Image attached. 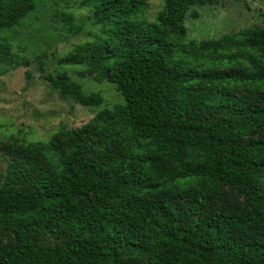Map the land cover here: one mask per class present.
I'll list each match as a JSON object with an SVG mask.
<instances>
[{
	"label": "trees",
	"instance_id": "trees-1",
	"mask_svg": "<svg viewBox=\"0 0 264 264\" xmlns=\"http://www.w3.org/2000/svg\"><path fill=\"white\" fill-rule=\"evenodd\" d=\"M42 1L0 0V32ZM81 5L98 34L57 63L99 68L123 104L26 145L0 186V228L15 233L0 264H264V107L237 95L264 102V29L188 41L189 0H165L152 22L143 0ZM5 43L0 63L28 68ZM44 80L82 107L103 103L67 74ZM186 193L180 212L169 198ZM58 232L65 245H39Z\"/></svg>",
	"mask_w": 264,
	"mask_h": 264
},
{
	"label": "rangeland",
	"instance_id": "rangeland-1",
	"mask_svg": "<svg viewBox=\"0 0 264 264\" xmlns=\"http://www.w3.org/2000/svg\"><path fill=\"white\" fill-rule=\"evenodd\" d=\"M147 11L145 19L155 20L165 0H143ZM185 17L186 38L191 40H216L225 34L244 29H264V0H189ZM196 14L194 18L193 15ZM99 27L95 25L92 10L81 5V0H45L25 18L19 27L0 32V39L17 57L26 58L29 67L9 66L0 63V186L10 168L15 173L16 163L24 162L30 142H47L60 128L76 129L89 123L95 113L123 104L122 97L102 75L99 68L67 67L58 65L57 59L73 53L75 47L93 42ZM28 72L29 77L25 73ZM67 74L79 83L86 94L99 92L103 103L99 108H85L72 98L63 99L44 80L45 76ZM227 91V90H226ZM233 95V94H231ZM243 103L264 102L255 96L237 93ZM192 117L212 123L218 117L208 113H195ZM99 156H103L99 153ZM90 155V154H89ZM88 155V156H89ZM26 167L29 165L26 163ZM29 181L27 185H32ZM234 193V192H233ZM171 203L183 212L189 203V194L170 197ZM242 205V198L237 199ZM220 203L205 209V220ZM196 217L190 215V220ZM185 223V220H183ZM15 233L0 228V245L12 244ZM67 242L62 232L42 236L41 246H63ZM135 264H146L135 261Z\"/></svg>",
	"mask_w": 264,
	"mask_h": 264
}]
</instances>
